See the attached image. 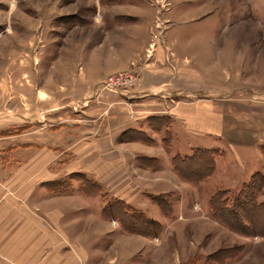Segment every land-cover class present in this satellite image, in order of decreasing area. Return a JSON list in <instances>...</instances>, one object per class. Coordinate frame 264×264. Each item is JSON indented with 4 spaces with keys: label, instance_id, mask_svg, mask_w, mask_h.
<instances>
[{
    "label": "rangeland",
    "instance_id": "1",
    "mask_svg": "<svg viewBox=\"0 0 264 264\" xmlns=\"http://www.w3.org/2000/svg\"><path fill=\"white\" fill-rule=\"evenodd\" d=\"M171 3V0H0V165L14 172L15 177L38 180L40 186L56 193L101 194L102 215L116 219L111 218L113 215L107 209L106 204L111 202L108 195L124 192L126 185L111 180L107 169L118 154L117 142L115 145L111 141L112 132L121 130L117 131L121 135L119 141L142 138L145 132L141 129L159 133L160 125L164 145L174 151L178 148L171 128L173 121L168 116L171 108L179 116L195 118L196 114H202L200 105L216 106L226 96L225 91L241 87L240 84L251 86L241 98L250 97L252 91L253 100L264 102V0L217 2L222 4L216 10L219 17L215 19L211 72L204 68L206 61L196 62L193 47L177 50L167 38L177 26L175 20L171 25L166 22L171 15ZM208 25L211 24L197 27L192 23L179 24L177 31L191 37L208 32L211 27ZM144 37L146 44L137 46ZM150 44L155 47L152 55L147 54ZM223 47L233 51L227 56L218 54ZM120 72L126 74L125 78L132 75L125 84L128 91H98L99 83ZM197 75H204L206 80ZM209 83L212 88L209 101L179 94V87L196 90L195 85ZM167 91L177 95L166 96ZM199 149L195 151L199 157L192 161H187L186 156L183 161L176 159L177 167L188 179L197 180L199 169L204 174L214 170L213 156L207 149ZM224 150L234 155L232 149ZM121 151L129 156L125 148ZM215 151L217 155L220 150ZM32 152L33 157L34 152L37 154V170L32 165ZM140 158L134 159L135 164H142ZM132 161L118 166L115 175H123L124 181L131 179L132 191L141 198H154L146 185L157 182V177L137 169ZM143 163L149 165L146 167H158L160 160L143 158ZM253 177L248 184L231 186L228 190L219 188L218 180H210L199 187V198L204 201L208 193L226 191L221 200L226 197L230 204H239L244 194L249 196L242 201L251 198L255 204L263 203L264 176L257 173ZM209 197L206 202L210 204ZM153 202L158 209L168 205L167 209L172 211L163 196ZM71 203L78 202L72 199ZM197 210L201 214L213 212L211 204L210 209L197 206ZM254 210L250 213L253 227L245 233L238 232L240 226L232 222L231 227L227 226L230 234L215 227L216 236H212L208 231L210 225L191 218L185 231L169 235L171 241L179 243L190 237L187 240L192 238L198 247L197 257L194 247L177 248L182 264H264V213ZM73 216L69 218V226L78 224ZM63 218L61 212L55 215L56 238H61ZM141 218L147 219L137 214L131 221L138 229L159 224ZM244 222L249 220L245 217ZM73 229L76 231L77 227ZM70 235L75 241L84 239V234Z\"/></svg>",
    "mask_w": 264,
    "mask_h": 264
},
{
    "label": "crops",
    "instance_id": "2",
    "mask_svg": "<svg viewBox=\"0 0 264 264\" xmlns=\"http://www.w3.org/2000/svg\"><path fill=\"white\" fill-rule=\"evenodd\" d=\"M219 1L171 0V15L166 18L168 24L171 25L172 20L177 24L173 35L167 38L172 40L177 50L178 47H193L192 55L196 58V62L198 60L200 64L207 62L204 67L207 72H211V65H214L212 59L215 54L214 26H216L215 19L219 17L216 10L222 4L217 3ZM187 23H192L194 27L209 23L211 25L208 26L211 27L208 32L188 37L177 31L179 24L187 25ZM177 33L180 35L175 36ZM144 38L141 42L139 40L137 46L146 44L147 38ZM125 45L127 47L128 43L126 42ZM230 51H233V48L223 47L218 54L227 56ZM192 71L194 70L191 69ZM197 76H202V80H206L204 75ZM206 82L204 81V84ZM210 86L209 83L201 87L195 85L196 90L192 87L178 89L180 95H196L199 97L196 101H209L211 98L208 94L212 89ZM240 86L230 88L235 90L231 93L228 86L221 85V88L229 89L225 91L226 96L221 97L222 101L217 102L216 106L210 103L205 106L200 105L202 114H196L195 118L179 116L173 108L169 110L171 114L167 115L173 121L171 128L178 150L171 151L166 148L160 125L159 133L151 129L153 134H150L151 132L144 128L141 130L147 134L142 132L144 134L142 138L138 136L121 138V141H128L121 145H118L121 142L118 140L121 135L117 132L121 130L112 132L111 141L115 145L117 142L118 154L117 159L112 161L113 165L107 169L110 170L111 180L126 185L123 187L124 192L115 191L108 195L111 202L106 205L110 208L116 206L117 209L111 216L116 219H108L102 215L104 206L101 194L88 196L82 193H56L45 186H40L38 180L15 177L14 172H8L6 167L0 165V264H182L177 248L194 247L197 251L195 254H190L197 257L198 247L193 244L192 238L187 240L190 237L183 238L179 243L171 241L169 235L185 231L193 220L191 218H195L198 223L201 221L210 225L212 228L208 231L212 236H216L215 227L222 228V233L230 234L231 231L225 224L213 221L212 212L201 214L197 206L210 209V204L206 201L209 196L210 200L214 193L212 195L208 193L204 201L199 198V187L210 180H218L219 188L228 190L231 186L248 184L254 179V174L261 173L264 176V102L253 100L252 91L248 95L250 97L241 98L251 86L242 84ZM164 95L177 94L167 91ZM150 139L155 141L151 142ZM125 144L129 145L125 147ZM124 148L128 151V157L121 151ZM199 148L207 149V153L213 156L214 170L212 173H206V176L199 179L201 181L194 183L188 181L195 180L194 178L188 179L178 173L175 162L177 158L183 161L185 156L188 157L187 161L198 158L195 151ZM228 148L234 151V155L232 152H225L224 149ZM215 150H220L217 155ZM126 157L128 161L125 160ZM139 157L142 164H144L143 158H152L160 160V165L146 167L149 165L135 164L134 159ZM131 159L134 167L157 177V182L146 185L148 193L154 198L147 196L141 198L139 193L132 191L131 179L124 181L123 175H115L117 172L114 171L118 166L124 167V162L128 165ZM33 164L36 170L39 169L35 152L34 157L32 152ZM126 177L129 178V175ZM162 196L168 199L172 211L167 209L168 205L159 206V210L155 204H152L154 199H160ZM71 198L78 203L72 204ZM121 207L125 212L127 211L126 213L132 207L134 213L145 216L148 221H157L159 224L153 225L152 229L151 224L138 229V226L132 223H124L130 215L127 214L124 219L115 215L119 214ZM60 212L64 217V225L61 228V238H56L55 215ZM173 212L176 213L175 216ZM71 215H74L73 221L78 224L69 226ZM205 215L206 218L202 219ZM87 217L91 219L88 220ZM174 223H178L177 226ZM73 226L77 227L76 231ZM74 232L84 234V239L73 240L70 234Z\"/></svg>",
    "mask_w": 264,
    "mask_h": 264
},
{
    "label": "trees",
    "instance_id": "3",
    "mask_svg": "<svg viewBox=\"0 0 264 264\" xmlns=\"http://www.w3.org/2000/svg\"><path fill=\"white\" fill-rule=\"evenodd\" d=\"M196 156H198V155H196ZM175 168H176V170L178 171V173L180 175H183L181 173V171H180V168L177 167L176 162H175ZM198 173H199L198 180H188V181L197 183V182L201 181L199 179H201L202 177H204L207 174H209V173L204 174V172L201 169L198 170ZM225 192L226 191H224V192L217 191L211 196L210 204H211V208H212V211H213L212 215L217 220H220L223 224H226V226H230L231 227L232 226V222L237 223L240 226V229L238 230V232H244V233H245V231L248 232L249 231V227H253L252 226L253 223L250 220L252 218V216L250 215L251 210L255 209L254 211H256V212L264 213V202L263 203H259V204H255L254 199H251L250 197H249L250 199L242 201V200L248 198V196H249L248 194H246V195L244 194L242 197L240 196V201H238L239 204H237L238 202L236 203L237 205L230 204V203H228L227 200H225L226 197L223 198V200H221V197H222V195ZM107 207H108L107 209L109 210V212H110V210H112V211L114 210L113 212H110L112 215L114 214L115 210L117 209L116 206L115 207H111V208H110V206H107ZM130 210L132 211L133 208L130 207ZM130 210H129L128 213H126L127 211L125 212L124 208L121 207V208H119V214L121 213L123 215L121 217V219H124L126 217V215L129 214L130 216H128V217L130 219L129 218H127V219L131 223V221L134 219V216L137 217V213H131ZM240 214H243L247 218V220H249V222H247V223L244 222L245 217H241ZM141 219L144 220V222L145 221L148 222V219H143V218H141ZM152 228H154L153 225H151V229ZM252 232L253 231H251L250 233H252Z\"/></svg>",
    "mask_w": 264,
    "mask_h": 264
},
{
    "label": "built area",
    "instance_id": "4",
    "mask_svg": "<svg viewBox=\"0 0 264 264\" xmlns=\"http://www.w3.org/2000/svg\"><path fill=\"white\" fill-rule=\"evenodd\" d=\"M147 54H149V51L147 49ZM108 80L105 79L104 82H101L97 85V89H100L98 91H114V88L122 81H124L125 75L123 74H119V75H114V76H110L107 78ZM100 84H102V86H99Z\"/></svg>",
    "mask_w": 264,
    "mask_h": 264
},
{
    "label": "bare ground",
    "instance_id": "5",
    "mask_svg": "<svg viewBox=\"0 0 264 264\" xmlns=\"http://www.w3.org/2000/svg\"><path fill=\"white\" fill-rule=\"evenodd\" d=\"M155 50V47H154V44H150V47L148 48V51H149V54L148 55H152V53H153V51ZM119 74H123V75H125L126 76V74L125 73H123V72H120V73H118V74H116V75H119ZM115 75V76H116ZM132 79V75L130 76V77H126V79L124 80V81H122V82H120L115 88H114V91H116V90H123V91H128V86L127 85H125L127 82H129L130 80Z\"/></svg>",
    "mask_w": 264,
    "mask_h": 264
}]
</instances>
